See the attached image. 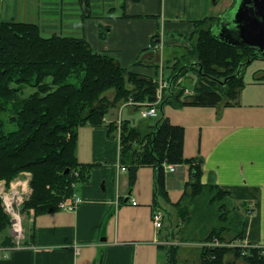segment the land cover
<instances>
[{"label": "crops", "instance_id": "0c3cea01", "mask_svg": "<svg viewBox=\"0 0 264 264\" xmlns=\"http://www.w3.org/2000/svg\"><path fill=\"white\" fill-rule=\"evenodd\" d=\"M233 3L234 0H0V20L38 24L42 33H49L48 37L84 39L95 53L111 56L123 68L160 85L172 75L171 67L191 49L198 22H220ZM105 28L108 31L103 38L101 30ZM248 67L245 87L236 104L185 106L180 122L173 125L184 128L185 158L202 160V184L217 185L228 192L231 205L246 203L256 207L250 215L241 211L246 220L242 240L264 248V68L256 69L254 78L248 79ZM192 89H187L188 95L193 94ZM131 108L114 109L133 112ZM114 120L107 118L100 126L86 124L78 129L76 156L80 163L89 165L88 179L76 187L82 204L75 211L38 215L30 212L24 222L25 246L4 247L1 244L6 234L0 235V264H165L158 242L172 241V229L167 226L169 229L160 234L152 214L159 208L164 214V226L166 219L173 224L176 204L191 181L190 165H175L176 172L166 173L167 197L157 194L152 166H141L130 188L129 172L120 163V138L110 128ZM154 123L145 122L137 128L144 130ZM198 129L201 140L197 151L191 148L188 137ZM183 241H177L179 249ZM203 243L198 245L199 251Z\"/></svg>", "mask_w": 264, "mask_h": 264}, {"label": "trees", "instance_id": "16d2710c", "mask_svg": "<svg viewBox=\"0 0 264 264\" xmlns=\"http://www.w3.org/2000/svg\"><path fill=\"white\" fill-rule=\"evenodd\" d=\"M218 23L209 19L198 22V31L193 36L198 39L191 54L199 66H192L198 75L193 94H185V89L180 93L173 90L182 75L176 63L171 67L173 73L169 79L172 88L165 92L160 106L168 102L193 107L237 103L245 87V70L258 57H253L252 49L233 47L218 40L214 35ZM101 36L104 38L106 34L101 32ZM242 64L241 73L233 77ZM27 86L36 90L22 98L20 94ZM157 87L153 79L123 68L115 58L95 53L84 39L45 37L38 24L0 20V181L5 179L10 183L25 171L32 174L33 191L24 203L23 212L29 214L33 210L38 215L61 210L60 203L75 193L73 185L88 179L89 165L80 163L76 156L78 129L86 124L102 125L108 109L121 107L122 100L134 97L135 103L155 102ZM110 92L114 93L112 97L108 96ZM9 115L16 129L5 132L3 117ZM153 126L152 133L144 134L128 121L124 122L120 163L129 172L130 188L137 170L152 166L157 194L167 197L165 164L190 165L191 181L176 204L180 219L186 222L195 217L203 223L217 215L220 224L202 242L213 239L224 242L226 234L234 235L229 242L242 240L246 220L241 211L244 209L250 215L248 210L253 207L255 211L256 207L246 203L231 205L228 192L217 185L202 184V160L184 156L182 126L171 124L163 114ZM131 142L139 148L127 145ZM186 201L194 204L191 212L185 207ZM216 202H222L218 209L214 208ZM203 204L208 207L204 209ZM9 227L10 218L0 198V235L6 234ZM12 240L6 234L1 245L14 246ZM158 247L165 254V264H184L178 259L177 246ZM200 253L197 264H237V261L264 264L260 248H250L243 254L240 248L202 246ZM230 256L234 259L230 260Z\"/></svg>", "mask_w": 264, "mask_h": 264}, {"label": "rangeland", "instance_id": "374dc122", "mask_svg": "<svg viewBox=\"0 0 264 264\" xmlns=\"http://www.w3.org/2000/svg\"><path fill=\"white\" fill-rule=\"evenodd\" d=\"M86 10L87 9H85V11ZM107 31H108L107 28L101 30V32L102 33L104 32V34H107ZM43 35L45 37L50 36L49 33H43ZM196 39H198V38L194 37L192 39V43H191L192 47H191V49H188L187 53H186V50L184 48H181L182 54L186 53V55L183 57L184 59L182 58V60H180L179 63L176 64V66L178 68H181L178 73L179 74L182 73L178 84L175 83V87L173 89L176 91V93H180L182 90L185 89V94H187L186 89L191 90L194 87V85L196 83H198V75H196V73H195V71H197V70L193 69L192 66L194 65V67L196 66L198 68H199V66L196 65L197 64V58L191 54V52L194 51V45H195ZM263 65H264V59L257 58L256 60H254L249 65V67L246 71V73H247L246 77L248 79L254 78L255 74L253 75L252 73H254V71L258 68H264ZM199 72L200 73L202 72L201 67H200ZM258 73H260V72H258ZM258 73H256V74H258ZM261 73H263V72H261ZM169 79H164V81H162L160 83V85H158V87H157L156 96H161L162 100H164L165 92L168 91L169 87L172 88V84L169 81ZM35 90L36 89H34L31 86H27L24 89V92H22L20 94V96H22V98H25V97L29 96V94L34 92ZM113 95H114L113 92L108 93V96H110V97H112ZM167 95H168V93H167ZM120 102H122L121 106H123L125 108L126 107L127 108H131V107L134 108V109L131 108L133 112H131L130 109H127L124 112H123V109H108L109 110L108 113L105 115L104 119L102 118L103 122H106L107 118H109L110 120H114V119L119 118L118 121L114 120V122H111L110 125L112 127V129H111L112 132L115 135L119 136L120 140H121L122 136L125 137V135H124V123L123 122L120 123V117L121 118L124 117L123 120H127L131 126H136V127L143 125L145 122L154 123L158 119V118H148V119L143 118L139 112V109H135V107H134L135 102H136V99L134 97H131L128 101L122 100ZM164 105H165L164 109H159V115L164 114L165 119H168V121L171 124H177L178 122H180V119L183 116L182 111H183V109H185V106H181L180 103L175 104L174 102H168V103H165ZM113 115H115V116H113ZM10 117H11L10 115H9V117H3L6 120L3 122V128H4L5 132L12 131V130L16 129V127H15V125L12 122V119ZM153 130H154V126H151V127H147L146 129L142 130V132L144 134H149V133H152ZM190 139H191V145H190L191 148L198 151L199 142L201 140L200 130L199 129L196 130L193 133L191 138L188 137V140H190ZM127 145H132V147H138L139 148V146L134 144V142H131L130 144H127ZM25 173L31 174L29 171H25ZM15 179H13V180H15ZM12 181H10V182H12ZM3 182L8 183V181L3 179L0 181V185ZM190 192H191V190H190ZM220 205H222V202H216L214 205V208L218 209L220 207ZM185 207L189 209V212H191L192 209L194 208V204H192L190 201H186ZM202 207L204 209H206L208 206L203 204ZM176 216H177V218L173 221V224L170 223L169 219L165 220V226H164L163 230L167 231L169 228L172 229L171 235H170L172 241L168 239V241L170 242V244H168V246H178L179 243H177V241L179 239L185 240V241H183V244H180V249L178 250V255H179L178 259L181 261V263H184V264H197V263H199V257H200V251H199L198 245L202 243L206 234H208L214 226H217L220 224L218 216L214 215L211 220L203 222V223H200L199 218H195V217H192L190 221L185 222V220H183L184 221L183 222L180 219V217L178 216L177 211H176ZM25 220L26 221L28 220L27 215L25 217ZM167 226H169V228H167ZM10 227H11V224H10ZM10 227H9V230H10ZM7 233L10 234L9 231ZM233 237H234L233 234H231V235L226 234L225 239H227V240L224 242H228L229 240H232ZM162 260L164 263L166 262L165 255H164ZM200 260H201V257H200ZM237 264H243V262L239 261Z\"/></svg>", "mask_w": 264, "mask_h": 264}, {"label": "built area", "instance_id": "2783aa9c", "mask_svg": "<svg viewBox=\"0 0 264 264\" xmlns=\"http://www.w3.org/2000/svg\"><path fill=\"white\" fill-rule=\"evenodd\" d=\"M162 103V97L157 96V99L153 103H135L134 107L140 106L139 112L141 116L145 119L148 118H158L159 117V106ZM120 119V123H121ZM165 173H174L177 170V167L173 164H165L164 166ZM77 175V174H76ZM31 175L24 173L18 176L15 180L10 183L3 182L0 185V198L2 200V206L5 213L10 218V237L13 239V244L15 248H21L25 246L26 233L24 228V222L26 213L23 212V206L26 201L29 200L32 194V188L30 184ZM75 187V193L68 199L62 201L59 205L61 210L75 211L83 202L79 194L76 192L77 185ZM133 205H137V202L134 200L131 201ZM254 208L248 210L249 214H252ZM30 212H34L33 210ZM152 221L156 230L160 231L164 227V214L163 211L159 208L155 209L152 214ZM160 245L168 246L170 242L167 240H160L158 242ZM204 247H229V248H240L243 251V254H246L250 248H260L261 255H264V248L254 247L244 243L242 240L237 242H221L217 239H213L211 242L203 243Z\"/></svg>", "mask_w": 264, "mask_h": 264}, {"label": "water", "instance_id": "95a60500", "mask_svg": "<svg viewBox=\"0 0 264 264\" xmlns=\"http://www.w3.org/2000/svg\"><path fill=\"white\" fill-rule=\"evenodd\" d=\"M214 35L227 45L252 49L253 57L264 59V0H234L214 28ZM250 61L251 58L247 62ZM243 67L244 64L233 77Z\"/></svg>", "mask_w": 264, "mask_h": 264}]
</instances>
